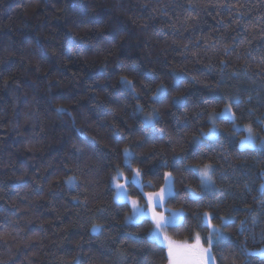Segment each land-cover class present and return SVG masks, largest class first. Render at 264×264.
Masks as SVG:
<instances>
[{
    "label": "trees",
    "instance_id": "1",
    "mask_svg": "<svg viewBox=\"0 0 264 264\" xmlns=\"http://www.w3.org/2000/svg\"><path fill=\"white\" fill-rule=\"evenodd\" d=\"M233 96L236 122L264 137V0H0V264H166L149 217L125 225L129 204L114 202L109 183L116 171L139 199L172 172L164 206L183 217L165 234L190 243L209 231L205 211L231 215L226 264L232 255L264 264L239 254L245 242L264 250V147L241 149L244 131L226 118L216 139H194ZM153 109L155 132L142 118ZM205 163L214 190L190 170Z\"/></svg>",
    "mask_w": 264,
    "mask_h": 264
},
{
    "label": "snow or ice",
    "instance_id": "2",
    "mask_svg": "<svg viewBox=\"0 0 264 264\" xmlns=\"http://www.w3.org/2000/svg\"><path fill=\"white\" fill-rule=\"evenodd\" d=\"M72 41H69V51H71ZM222 64L226 65L225 61H221ZM180 77L177 76V79ZM120 83L124 88L131 92V94L135 97L137 94L135 92V85L133 81L129 80L126 76H122L120 78ZM166 92V86L161 84L158 86L157 94L153 96L151 99L157 100L161 95ZM229 103L226 104L223 111L219 113H212L209 116V123L212 124V127L209 131H201L199 136L204 137L205 139L213 140L216 139L219 135H221L220 130L215 125L216 119L226 118L234 123V127L238 126L235 124L237 117L235 113L232 111V104H239V97L233 96L228 97ZM183 102L182 97H176L173 100L174 105H180ZM57 112L65 111L63 108H57ZM143 105L137 104L136 105V112H142ZM160 120V114L157 109H153L152 113L148 116H145L143 119V124L145 128H151L153 132L156 130V123ZM260 123V121H257ZM249 132L251 133V125L247 126ZM231 136V134H228ZM119 139V134L115 137ZM258 136L249 135L244 141L240 143L241 149L245 147L254 148L255 147V140L258 139ZM194 139L198 140V137H194ZM261 147H264V140H261ZM125 155V163L128 164V167L131 168L130 163L128 160L130 157L134 156V153L131 152L129 148H125L123 150ZM188 158V154L186 153L184 159ZM160 167H168L167 160H161L159 162ZM195 173L198 175L200 179L201 188L207 190H214L215 189V181L213 179V174L215 172V166L212 164H204L202 167H196L194 169ZM133 171V179L137 180L138 178L143 175V172L140 168H136ZM260 175L264 177V170H261ZM165 185L161 187L158 192H150L147 193L149 198V208L152 210V222L154 224V228L151 231V238L153 240L157 239L161 234L162 230L169 226L170 224H176L180 221L183 217V210H171L166 209L168 215H165L164 212H156L155 209L157 206L164 207L166 199L171 196L172 193V185L170 181L172 180V172H165L163 173ZM121 177L117 176L115 178H110V185H113L115 189V197L114 202L119 203L121 201H125L128 197V193L126 191V184L116 182ZM262 192H264V184L261 185ZM192 196L194 199H201L200 196L197 195L195 191H192ZM130 203L132 204L133 213L131 216L125 218V225L138 223L140 218L147 215V212L144 208H141L136 200H131ZM101 213L104 211L103 209H98ZM219 219L220 225H216L212 223L213 220ZM202 226L208 228V233L206 236L201 237L199 233L196 234V243L193 245L186 246L188 249L192 250L193 258L188 261V264H217V255L214 254V249L219 252V264H226V246L229 240V235L223 231V228H226L229 224L234 222V218L231 215L228 216H217L215 212H205L201 215ZM247 221H241V225L238 231L243 234L246 231L245 225ZM255 223V222H254ZM92 231L94 233H98L102 231V226L93 224ZM201 240L206 242L207 247L201 243ZM173 254L171 246H169V257ZM239 254L243 257H248L253 254L257 255H264V250H261L259 253H252L246 246V242L239 246ZM171 264H175V261H172ZM230 264H238V257L232 255ZM240 264H250V261L245 259L244 261L240 262Z\"/></svg>",
    "mask_w": 264,
    "mask_h": 264
},
{
    "label": "rangeland",
    "instance_id": "3",
    "mask_svg": "<svg viewBox=\"0 0 264 264\" xmlns=\"http://www.w3.org/2000/svg\"><path fill=\"white\" fill-rule=\"evenodd\" d=\"M226 104H228V103H225L220 110L214 111V112L215 113H219V112L223 111V109L225 108ZM214 112H212V113H214ZM145 116H148V115L143 114L142 115V118L144 119ZM216 122H217V119L215 120V125H216ZM235 124L238 125V126L234 127V123H233L232 127H233L234 130H236V131L243 130L244 131V135H242V136H240L238 138V144H239V146H240V143L242 141H244L250 134L253 135V136H256L253 133L252 129H251V133L249 132V129L247 127L248 124H239L236 121H235ZM211 127H212V124L209 123V127L206 130H204V131L205 132L209 131ZM216 127H217V125H216ZM196 137H198V140L195 139V141H199L201 138H203V137H201L199 135H197ZM261 140H264V137H259L258 139H256L255 140V146L261 147ZM205 164H209V163H205ZM203 165H196V166H194V168H196V167H202ZM117 176H119L121 178L118 179L116 182L122 183V184H126V178L124 177V175L120 171H116L111 176V178H115ZM66 181H67V184L70 185V186L74 185V183H75V179H74L73 176H70ZM133 181L136 182L137 184H139L140 183V178H138V182L135 179H133ZM170 183L172 185V180L170 181ZM164 185H165V181H164L163 186ZM112 187H113V185H112ZM126 191H127V187H126ZM127 193H128V191H127ZM114 197H115V189H114ZM131 200H136L137 201V204L141 208H144L146 210L147 215H145L143 217H149L151 219V217H152V210L149 208V198H148V196L146 195L144 197V199H139L138 197L132 196L129 193H128L127 199L125 200V201L128 202L129 208H130L129 211H128V213L126 214V217L131 216L132 213H133L132 204L130 203ZM166 209H171V208H166L165 206L164 207L157 206L156 209H155V211L156 212H164L165 215H168V213L166 212ZM171 210H181V209H171ZM205 212H208V211H205ZM143 217H141L140 219H142ZM153 228H154V224L152 225V228L150 230L149 237H151L150 234H151V231L153 230ZM166 238H168V240H170L172 242H175V243H167L166 242ZM195 238H196V235H195ZM155 240L157 242H159L160 244H162L166 248L167 256H168V260H167V263L166 264H171L172 261H175V264H188V261H190L193 258V256H192V250H190L188 248L186 250V248L183 245L179 244L180 242L181 243H186V242L189 243V241H186V240H173V239H171L170 237H168L165 234L164 229L162 230V234L157 239H155ZM201 243L204 244L205 247H207L206 242H204L203 240H201ZM191 244L193 245L195 243L190 242L189 245H191ZM169 246H171L172 252H173V254H172L171 257H169Z\"/></svg>",
    "mask_w": 264,
    "mask_h": 264
},
{
    "label": "crops",
    "instance_id": "4",
    "mask_svg": "<svg viewBox=\"0 0 264 264\" xmlns=\"http://www.w3.org/2000/svg\"><path fill=\"white\" fill-rule=\"evenodd\" d=\"M166 242L167 243H175V242H172V241H170V240H168V238H166ZM192 243H196V238L194 237V240L192 241ZM177 244V243H176ZM179 244H181V245H183L185 248H186V250H187V247L186 246H188L189 245V243H179Z\"/></svg>",
    "mask_w": 264,
    "mask_h": 264
}]
</instances>
